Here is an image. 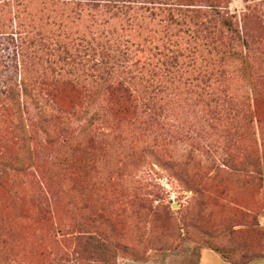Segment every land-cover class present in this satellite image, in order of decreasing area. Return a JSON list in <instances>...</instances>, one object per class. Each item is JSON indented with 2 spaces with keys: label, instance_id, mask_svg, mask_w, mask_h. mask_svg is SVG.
<instances>
[{
  "label": "rangeland",
  "instance_id": "374dc122",
  "mask_svg": "<svg viewBox=\"0 0 264 264\" xmlns=\"http://www.w3.org/2000/svg\"><path fill=\"white\" fill-rule=\"evenodd\" d=\"M261 180L264 0H0V264H254Z\"/></svg>",
  "mask_w": 264,
  "mask_h": 264
},
{
  "label": "trees",
  "instance_id": "16d2710c",
  "mask_svg": "<svg viewBox=\"0 0 264 264\" xmlns=\"http://www.w3.org/2000/svg\"><path fill=\"white\" fill-rule=\"evenodd\" d=\"M209 6V8H211V10L214 12L215 11V13L217 14V15H222L223 13L220 11V8H221V6L220 5H208ZM228 15V14H227ZM228 17H230V18H228ZM232 18H233V16H230V15H228V16H226L225 18L223 17V19H222V23L224 24V26H226V27H233V25H232ZM240 37V36H239ZM241 38V37H240ZM245 46L247 47V48H249V46L245 43ZM233 58L235 59V60H238L239 62H241L242 61V59H243V56L240 54V52H238V51H234V53H233ZM242 66H246L245 68H243V69H240V72H242V73H245L246 71H247V69H248V67H249V65H248V61H245V60H243L242 61ZM230 168V167H229ZM231 169V168H230ZM232 171H234L233 170V168L231 169ZM235 171H237L236 169H235ZM262 181V185L264 184V180H261ZM263 234H264V232H263ZM89 236H92V234H89ZM102 246H106L104 243L102 244Z\"/></svg>",
  "mask_w": 264,
  "mask_h": 264
},
{
  "label": "water",
  "instance_id": "95a60500",
  "mask_svg": "<svg viewBox=\"0 0 264 264\" xmlns=\"http://www.w3.org/2000/svg\"><path fill=\"white\" fill-rule=\"evenodd\" d=\"M254 264H264V259L254 263Z\"/></svg>",
  "mask_w": 264,
  "mask_h": 264
}]
</instances>
